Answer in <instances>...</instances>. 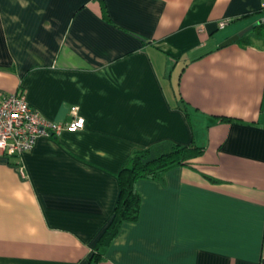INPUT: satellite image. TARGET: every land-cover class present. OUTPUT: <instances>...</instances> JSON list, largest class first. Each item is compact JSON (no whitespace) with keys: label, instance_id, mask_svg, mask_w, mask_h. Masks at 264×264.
Returning <instances> with one entry per match:
<instances>
[{"label":"crops","instance_id":"1","mask_svg":"<svg viewBox=\"0 0 264 264\" xmlns=\"http://www.w3.org/2000/svg\"><path fill=\"white\" fill-rule=\"evenodd\" d=\"M262 2L0 0V98L84 118L0 155V264H90L120 168L168 142L203 154L137 181L97 264H264Z\"/></svg>","mask_w":264,"mask_h":264},{"label":"trees","instance_id":"2","mask_svg":"<svg viewBox=\"0 0 264 264\" xmlns=\"http://www.w3.org/2000/svg\"><path fill=\"white\" fill-rule=\"evenodd\" d=\"M244 35L237 42L243 39ZM203 154V148L191 143L180 145L161 143L144 150H137L120 168L117 177L119 194L113 215L90 257V264H97L103 257L100 248L108 247L118 235L122 224L138 217L141 197L136 189L139 179H155L176 165L187 164L191 159Z\"/></svg>","mask_w":264,"mask_h":264},{"label":"built area","instance_id":"3","mask_svg":"<svg viewBox=\"0 0 264 264\" xmlns=\"http://www.w3.org/2000/svg\"><path fill=\"white\" fill-rule=\"evenodd\" d=\"M264 9V0L261 4ZM229 20H223V28ZM72 120L65 124H53L26 100L20 88L0 98V155L17 157L31 149L39 137L58 134L62 129L75 131L83 128L84 118L77 107L71 108Z\"/></svg>","mask_w":264,"mask_h":264},{"label":"water","instance_id":"4","mask_svg":"<svg viewBox=\"0 0 264 264\" xmlns=\"http://www.w3.org/2000/svg\"><path fill=\"white\" fill-rule=\"evenodd\" d=\"M249 29H251V27L248 28V29H245V30L239 32L238 34H236L235 36H233V37L227 39L226 41H224L223 43H221L219 46H220V47H225V46H228V45L232 44L233 42H236V41H237L239 38H241V37H242V36H243V35H244Z\"/></svg>","mask_w":264,"mask_h":264}]
</instances>
